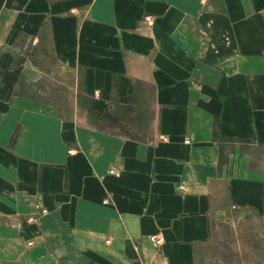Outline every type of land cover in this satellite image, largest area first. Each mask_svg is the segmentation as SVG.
Wrapping results in <instances>:
<instances>
[{
    "label": "crops",
    "instance_id": "0c3cea01",
    "mask_svg": "<svg viewBox=\"0 0 264 264\" xmlns=\"http://www.w3.org/2000/svg\"><path fill=\"white\" fill-rule=\"evenodd\" d=\"M245 214L264 0H0V264H199Z\"/></svg>",
    "mask_w": 264,
    "mask_h": 264
},
{
    "label": "rangeland",
    "instance_id": "374dc122",
    "mask_svg": "<svg viewBox=\"0 0 264 264\" xmlns=\"http://www.w3.org/2000/svg\"><path fill=\"white\" fill-rule=\"evenodd\" d=\"M54 97L59 99V95ZM82 98L81 95V103L87 107V100ZM118 129L128 128L119 126ZM242 217L215 232L209 248L199 253V264H264V231L261 223L255 214Z\"/></svg>",
    "mask_w": 264,
    "mask_h": 264
},
{
    "label": "built area",
    "instance_id": "2783aa9c",
    "mask_svg": "<svg viewBox=\"0 0 264 264\" xmlns=\"http://www.w3.org/2000/svg\"><path fill=\"white\" fill-rule=\"evenodd\" d=\"M145 22L146 23H151V18L150 17H145ZM110 173H113V170L110 171ZM152 241L157 244L160 245L161 244V239L160 237H153Z\"/></svg>",
    "mask_w": 264,
    "mask_h": 264
}]
</instances>
